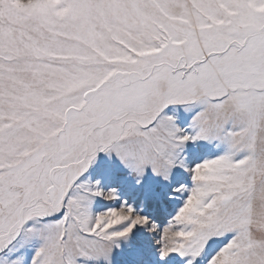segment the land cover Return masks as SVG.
I'll use <instances>...</instances> for the list:
<instances>
[{
	"label": "snow or ice",
	"instance_id": "obj_1",
	"mask_svg": "<svg viewBox=\"0 0 264 264\" xmlns=\"http://www.w3.org/2000/svg\"><path fill=\"white\" fill-rule=\"evenodd\" d=\"M126 251L264 264V0H0V264Z\"/></svg>",
	"mask_w": 264,
	"mask_h": 264
},
{
	"label": "rangeland",
	"instance_id": "obj_2",
	"mask_svg": "<svg viewBox=\"0 0 264 264\" xmlns=\"http://www.w3.org/2000/svg\"><path fill=\"white\" fill-rule=\"evenodd\" d=\"M165 111L171 114L172 110L170 108V109H166ZM179 120L181 124H183V122L186 120V116L182 110L179 111ZM111 166H112V162L109 161L108 156L105 155L104 153H101L98 156L97 163L93 166L92 169H90L89 173L86 174V177L91 176L92 179L95 180L103 169ZM128 261H129V254L127 253V251L123 254L117 253L116 264H128Z\"/></svg>",
	"mask_w": 264,
	"mask_h": 264
}]
</instances>
